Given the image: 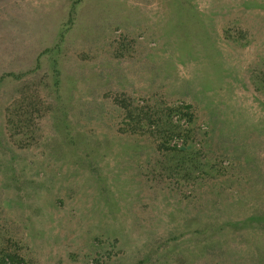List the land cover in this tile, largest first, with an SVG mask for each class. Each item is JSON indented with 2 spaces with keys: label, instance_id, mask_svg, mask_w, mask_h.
<instances>
[{
  "label": "rangeland",
  "instance_id": "rangeland-1",
  "mask_svg": "<svg viewBox=\"0 0 264 264\" xmlns=\"http://www.w3.org/2000/svg\"><path fill=\"white\" fill-rule=\"evenodd\" d=\"M0 264H264V0H0Z\"/></svg>",
  "mask_w": 264,
  "mask_h": 264
}]
</instances>
